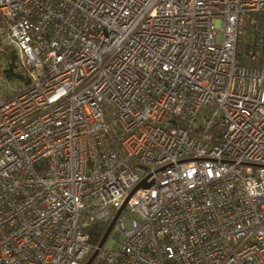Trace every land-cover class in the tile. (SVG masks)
Returning <instances> with one entry per match:
<instances>
[{
	"label": "built area",
	"instance_id": "built-area-1",
	"mask_svg": "<svg viewBox=\"0 0 264 264\" xmlns=\"http://www.w3.org/2000/svg\"><path fill=\"white\" fill-rule=\"evenodd\" d=\"M263 28L264 0H0V264H83L142 182L93 264H264Z\"/></svg>",
	"mask_w": 264,
	"mask_h": 264
},
{
	"label": "trees",
	"instance_id": "trees-1",
	"mask_svg": "<svg viewBox=\"0 0 264 264\" xmlns=\"http://www.w3.org/2000/svg\"><path fill=\"white\" fill-rule=\"evenodd\" d=\"M263 52H264V49H263ZM263 56H264V53H263ZM0 58H3V56H0ZM4 60H5L4 62L6 64L5 76L7 77V79L12 80V79H14V76H15L14 71L16 69L15 57L12 53H7L6 55H4ZM262 61H264V59ZM111 222L112 221L98 222V223H95L94 225H92L88 228L87 233L89 235V244L91 245V253L85 259L83 264H86L88 262V260L91 258V256L96 251V249L99 247V245H100L101 241L103 240Z\"/></svg>",
	"mask_w": 264,
	"mask_h": 264
},
{
	"label": "water",
	"instance_id": "water-1",
	"mask_svg": "<svg viewBox=\"0 0 264 264\" xmlns=\"http://www.w3.org/2000/svg\"><path fill=\"white\" fill-rule=\"evenodd\" d=\"M21 78V77H19ZM149 185L145 184V182H142L140 185H138L129 195V197L127 198V200L125 201L123 207L118 211V213L116 214L115 218L113 219L112 223L110 224L103 240L101 241L99 247L96 249V251L94 252V254L91 256V258L88 260V262L86 264H93L95 258L97 257L99 251L105 246L106 242L108 241V239L110 238L111 236V233L114 229V226L118 220V218L120 217L122 211L124 210V208L126 207L128 201L130 200V198L133 196V194L139 190L140 188H148Z\"/></svg>",
	"mask_w": 264,
	"mask_h": 264
},
{
	"label": "rangeland",
	"instance_id": "rangeland-1",
	"mask_svg": "<svg viewBox=\"0 0 264 264\" xmlns=\"http://www.w3.org/2000/svg\"><path fill=\"white\" fill-rule=\"evenodd\" d=\"M1 64L6 65L5 62H1L0 61V68H1ZM9 84L11 85L12 89H15L16 90L18 88L19 84H20V81H18L17 79H12V81ZM126 216L129 219H133V218L136 217V214L135 213H127ZM129 226H130V224L128 223L127 224V227H129ZM122 240H123V238H121V241ZM114 245H115V242L113 240V234H112L110 236L109 240L107 241L106 246L111 249V248L114 247Z\"/></svg>",
	"mask_w": 264,
	"mask_h": 264
},
{
	"label": "bare ground",
	"instance_id": "bare-ground-1",
	"mask_svg": "<svg viewBox=\"0 0 264 264\" xmlns=\"http://www.w3.org/2000/svg\"><path fill=\"white\" fill-rule=\"evenodd\" d=\"M114 218H115V217H114ZM112 221H113V220H112ZM111 223H112V222H111ZM106 244H107V243H106ZM106 244H105V246H106ZM105 246H104V247H105Z\"/></svg>",
	"mask_w": 264,
	"mask_h": 264
}]
</instances>
